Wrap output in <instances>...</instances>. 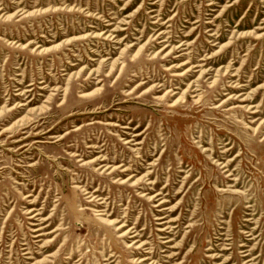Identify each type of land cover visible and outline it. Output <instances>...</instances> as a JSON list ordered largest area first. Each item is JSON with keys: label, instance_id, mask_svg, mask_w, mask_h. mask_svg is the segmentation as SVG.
Instances as JSON below:
<instances>
[{"label": "rangeland", "instance_id": "374dc122", "mask_svg": "<svg viewBox=\"0 0 264 264\" xmlns=\"http://www.w3.org/2000/svg\"><path fill=\"white\" fill-rule=\"evenodd\" d=\"M248 258L264 0H0V264Z\"/></svg>", "mask_w": 264, "mask_h": 264}, {"label": "bare ground", "instance_id": "6f19581e", "mask_svg": "<svg viewBox=\"0 0 264 264\" xmlns=\"http://www.w3.org/2000/svg\"><path fill=\"white\" fill-rule=\"evenodd\" d=\"M226 167H227L226 165L223 166V168H226ZM226 172H227V170H226ZM228 175H232V174L229 173ZM161 203H163V202H161ZM249 235H251V234H249ZM249 235H248V236H249ZM241 247H245V245L243 244V245H241ZM223 249H226V248L223 247ZM251 250H252V249H251ZM247 251H248V250L241 251V252H245V253L243 254L244 257H248V256L252 255L251 253H249V252H247ZM250 261H252V259L248 258V259H246V261H245L244 264H246V262H247V263L249 262V264H252V263H250Z\"/></svg>", "mask_w": 264, "mask_h": 264}]
</instances>
